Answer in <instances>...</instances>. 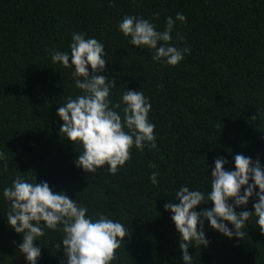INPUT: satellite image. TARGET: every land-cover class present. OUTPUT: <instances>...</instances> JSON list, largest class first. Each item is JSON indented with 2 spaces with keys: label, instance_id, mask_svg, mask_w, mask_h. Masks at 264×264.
Masks as SVG:
<instances>
[{
  "label": "trees",
  "instance_id": "trees-1",
  "mask_svg": "<svg viewBox=\"0 0 264 264\" xmlns=\"http://www.w3.org/2000/svg\"><path fill=\"white\" fill-rule=\"evenodd\" d=\"M177 13L186 22H176L172 43L191 51L176 67L153 62L149 50L131 46L118 31L126 15L162 31ZM74 32L105 45L106 71L99 74L116 80L113 104L123 90H141L152 105L157 149L133 147L115 175L107 165L96 174L77 168L81 149L59 134L57 109L81 90L70 69L52 63L50 52H70ZM0 151L8 157L6 171L0 162V264H27L3 197L19 173L65 192L94 218L121 222L131 235L112 264H183L179 234L164 208L179 203L175 191L181 185L210 191L208 176L218 157L227 161L225 170H234L236 154L264 166V0H0ZM153 171L160 173L157 186L149 180ZM254 200L246 208L253 214ZM204 207L211 205L197 211ZM255 219L246 222L241 239L205 222L209 244L189 249L193 264H264V235ZM61 239L59 231L45 230L34 242L41 247L37 264H66L56 247Z\"/></svg>",
  "mask_w": 264,
  "mask_h": 264
},
{
  "label": "clouds",
  "instance_id": "clouds-1",
  "mask_svg": "<svg viewBox=\"0 0 264 264\" xmlns=\"http://www.w3.org/2000/svg\"><path fill=\"white\" fill-rule=\"evenodd\" d=\"M158 17L159 13H154L153 19ZM177 21L186 22V16L177 13L175 19L167 17L164 29L158 31L148 19L126 15L118 24V31L131 46L149 50L153 62L176 67L191 51L188 45L178 48L172 43ZM176 39L183 42L179 32ZM69 49L70 52H50L52 63L70 69L75 88L81 90L80 95L69 96L58 107L57 117L63 121L59 134L81 149L74 161L77 168L96 174L107 165V172L115 175L131 159L133 147L138 151L157 149L155 124L149 120L152 105L141 90H123L120 102L113 104L110 95L117 88L116 80L99 74L106 71L107 61L105 45L95 37L74 32ZM7 159L0 151L5 171ZM226 163L224 158L214 160L208 176L210 191L190 190L181 185L174 193L179 203L168 202L164 206L179 234L183 264H193L190 248L208 246L205 222L229 239H241L246 222L255 217V224L264 235V166L243 154L234 156V170H225ZM159 175L158 171L151 173L152 185H158ZM3 197L9 205L7 224L22 236L18 252L27 264H37L40 259L41 247L34 242L45 235L46 229L62 233L56 247H62L66 264H112L118 259L117 249L131 235L121 222L103 214L94 218L76 199L65 192H53L47 182L38 183L36 176L30 181L19 173L3 189ZM253 197L254 214L246 210ZM201 205L211 207L197 211ZM238 208L245 210L237 211Z\"/></svg>",
  "mask_w": 264,
  "mask_h": 264
}]
</instances>
